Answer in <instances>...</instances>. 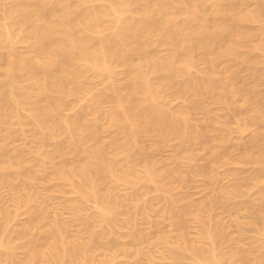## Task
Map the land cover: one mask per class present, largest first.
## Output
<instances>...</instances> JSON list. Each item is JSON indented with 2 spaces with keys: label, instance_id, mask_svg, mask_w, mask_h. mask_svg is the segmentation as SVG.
I'll return each instance as SVG.
<instances>
[{
  "label": "rangeland",
  "instance_id": "1",
  "mask_svg": "<svg viewBox=\"0 0 264 264\" xmlns=\"http://www.w3.org/2000/svg\"><path fill=\"white\" fill-rule=\"evenodd\" d=\"M8 1L10 2H7V4L13 2V0ZM116 1H128L129 6L123 14L124 17H133L136 20L143 17H149L151 31L141 38V42L146 43L147 49L145 53L148 54L151 59L156 61V63L162 65V67L157 73L150 74L148 76L149 87L155 92L154 96L145 95L146 100L144 101L143 106L145 107L147 105H154L158 109H160L165 114V116L169 118V120H172V122L174 123L177 122V130L181 132L182 136H172L167 138L158 133L147 132H142L138 135V142L136 146L133 147V151L131 152V154L134 155L131 156V160L136 161V165L132 166L129 164V167H127V174H125L128 182L116 185L110 193V197L112 199L126 200L124 206L119 210L122 214L124 225L117 229L116 232L113 231L109 236L110 240H117L120 245L118 247L107 246V250L101 249L97 252V258L101 261H107V264H211L209 261H197L196 258L192 257L193 255L190 254V252L183 251V255H181L178 249L180 247V239L183 236L191 239V241H196L201 237V233L203 232V229L201 230V228L204 227L200 223L199 224L202 227H200L199 224L196 225L197 222L195 221V219L201 213L200 210H203V206H205V203L210 199L212 195L216 194L218 198H220L221 200L223 199L222 196L224 195L218 192L221 190V186L222 188H225L226 186V188L229 189L237 188L242 190V195L240 194V196L235 197L233 199L234 202H230V205L228 203L226 206H219L218 209L220 210H218L217 208L213 209L214 213L212 217L214 218L213 220L215 222L213 221L214 223H211L212 226L217 223L218 225L216 224V227L218 228V230H220L219 227H221L222 225L221 230L225 228L224 231L226 232H223V235H227L224 237L234 239L235 243V245L233 242L226 244V247L224 245V248H222L221 250L226 256H230L231 253H234L237 250L238 246H243L244 248H248V258L251 259L256 257V253L254 251L253 253H251V246H253V249L254 246H258L261 249V253L264 255V220H262L259 216L260 211L264 210V195L261 196L259 192V190L264 187V183H262L261 185L255 183V185L253 184L254 181H251L253 176L255 177L261 172L259 170L264 169V165H262L261 163H257V165H254L256 164L254 160L253 162L248 161L247 159L250 152H254V150L252 151L253 148L250 147L249 144L252 146L251 142L255 138L260 140V143L264 144V137L262 136V134H264V122L263 124L262 122L261 124H259L260 121H262L260 117L262 116V113L264 114V53L262 54L259 51H254L245 47L239 51L241 57L238 53V55L236 54L237 56H227L228 58L224 57L221 60H218L219 62L217 61L215 63L216 66H213H215L214 68L217 69H215L217 72H215L216 75L221 73L222 76H220L219 78L215 75V78L217 80L214 78V76L211 79L212 81H214V83L217 82V84L219 82L226 83V80L228 81L227 88L226 84H220H223L222 86L224 87V89H226L225 93L223 91L221 95L220 91L219 93L215 91L217 92V94L221 95L222 98H215V96H217L216 93H209L204 97L194 96L192 87H197L198 85H200L201 81L203 79H206V73H208L213 66L209 63L207 59L208 57L205 56L201 45L189 41L186 38L184 29L186 27H193L197 22L201 21L204 18L212 20L213 8L215 6L214 3L211 1L201 3L202 1L200 0H161L164 5V12H159L158 0ZM224 1L219 0V2H221L220 4L223 5L225 4ZM232 1L234 3L236 2L235 4H241L240 6L245 10V13L251 14L264 12V3L260 2L259 0H256L255 3V0H251L252 2L248 0V3L246 0H242L244 6L247 9L244 8L242 2L237 3V0ZM110 4L111 2L108 0H101L99 2L89 4L87 8H103L109 6ZM246 4L248 6H246ZM136 11H138V13H136ZM233 14L228 17V20L230 21L229 23H234L232 25L233 27L235 25L236 27L238 26L237 28L234 27L236 30L240 29L249 32L251 31V33L253 34H258L260 33V30L264 28V18L261 19L262 21L259 20L261 24L258 21H255L256 23L247 21L244 22L240 21V18L235 16V14L234 18ZM161 20L164 21L162 22V25L160 24ZM234 20H236L237 24L234 22ZM237 20H239L240 23ZM11 23L12 19L7 16L4 7H1L0 24L10 25ZM106 24H108L104 27L106 28V32L103 31V33H96L93 36L95 41H98L100 40V38L104 37V32L112 33L117 30L120 26V17L117 15H112L110 18H108ZM226 33H229V31H227ZM219 41L220 40H218L217 44L219 45H217V47L221 46L223 48L227 45L223 40L220 41V43ZM223 42L225 44H223ZM257 43L258 39L255 38L252 41V44L256 46ZM27 44L28 43H25L24 41L23 43L20 42V44L18 45L19 50L24 53L25 51L27 52L28 50L26 49L29 48V45ZM220 48L218 47L219 51L225 52L227 51L226 48L228 49V46L223 49L221 48L222 50H220ZM0 50L2 51H0V53L3 54L8 53L9 51L8 48H3V50L2 48H0ZM243 55L244 58H242ZM248 58L251 60L259 59L261 63L249 64L247 63ZM79 66L85 69H87L88 67L86 62L79 63ZM127 70V67L117 65V67H115V69L111 73L104 74L102 76L93 73L92 71H87L86 75L84 76L85 78L82 79L81 83L83 82L86 84L87 87L84 86V88L86 87L87 90L92 91V93L94 92L92 95L99 94L101 96L102 103L95 104L96 102L93 101L94 98H88L89 96L87 97L83 95V98L85 99H82V95L79 96L74 94L76 95V97L70 95L67 98L69 101L67 100L66 103L67 106L70 104L69 106H74V108L71 109V107H68V111L66 110V113L64 112L63 114V119L65 120V118L67 119V117L68 119H70L73 118V116H77V112L79 113V108L81 109L82 107H84V104L86 106V104L89 105L93 103L94 105H89V107L92 106L91 110H93V108L94 110L90 112V116L87 117V121L88 126H91L89 127V129L91 128L95 130V128H98V130H95V132H98L99 134V128L101 129L102 126L105 127L106 124L108 126V120L114 117L115 111L117 109L120 110V107L118 108V105L115 102V91H120V87L124 89V85L126 84L125 72ZM261 70L263 72H261ZM228 72L230 73L227 74ZM223 75H226L229 80L225 78L226 76L224 77ZM41 76L44 77L43 74L39 75L40 78H43ZM223 77L225 78L224 81L222 80ZM0 81H2L0 82L1 85L4 84L3 78H0ZM242 81L246 83L243 84ZM18 84L19 89L24 88L27 85V83H25L23 79H20L18 81ZM2 86L3 87H1L0 89H4V85ZM228 86L230 88L232 86V89H236V91H234L238 92V96H240H236L237 93H235L232 89V92L229 93L230 89ZM234 86H236V88ZM122 94H125V91L122 92ZM223 94L226 95L224 96ZM232 95L236 97V101L234 100L235 97H232ZM44 96L46 95L43 94L42 98L41 93L37 94L35 100L40 102L41 104H46L47 98ZM230 97L231 100L228 99ZM244 97L248 102L244 100ZM0 98H2V93L0 94ZM224 98L225 101L222 100ZM226 98L229 100V102ZM240 98H242L245 103ZM216 99L218 101L222 100L224 102V105H226L223 106V102L221 101L220 102L222 104L220 102L216 103ZM69 102H73V104L75 105H72ZM236 102L239 103H237L238 105L234 106ZM228 103H232L233 105L230 104L232 105V107H229ZM254 103L258 105H255ZM99 109L106 113V118L103 120H99L101 111ZM29 111L30 109L26 108V111H24V115H29V117H32V113L30 112L29 114ZM250 114H255V116L252 115V117ZM247 115H249L248 118ZM216 117L219 118L217 125ZM250 117L257 120L254 121V123L252 122V125L247 124L250 122V119H252ZM222 122H224L226 126ZM242 122L245 123V126ZM255 122L261 125V127ZM14 124L15 125H12L14 128L11 127L10 131H13V135L15 134V137L11 134L10 139H12V141L8 139L7 141H9V143L7 141L3 142V144L5 143V145L1 143L2 145L0 144V149H2V151L0 152H3V149H5L4 152H6L4 154H6L7 151L13 150V152L9 151L8 154H11V152L13 154L15 153L14 151H16L18 152V154L20 153L21 156L23 155L24 157H22L24 159L26 158L28 160L30 158L32 159V157L37 158L38 154H40L41 152L53 149V147H51L50 145H44L42 143L43 138L47 136L46 132L44 133V131H42L36 134L33 128H31V125H23V127L21 124V126L16 125L19 124L17 122ZM108 128L109 127L105 129L102 128V130H108L109 132H101L102 134L99 135L101 136V138L102 136L103 138L104 136L108 138L102 139V142L104 140H108L107 142L104 141V143L109 144L107 149V152L109 154L108 156L116 157L118 156L117 154H112L113 151L115 152L114 149L117 147L112 146L110 143H112L115 138H123V136L118 135L120 134V132L117 129ZM62 131L63 130H61V132ZM63 133L62 134L64 135V137L62 138V140L66 141L68 137L67 131H64ZM63 135H61L60 133V138ZM65 135L67 136L66 138ZM112 137L114 138L111 139ZM219 140L224 144L221 143L222 145L217 146L216 143ZM67 145L69 147L71 146L70 144H66V146ZM40 146L44 149H42ZM68 146L66 147L65 151L68 149ZM72 148L73 147H70L69 151L67 150L68 156L69 154L73 155L72 153H70L72 151ZM41 149L42 151L40 152ZM246 151L249 152V154ZM1 154L2 153H0V156L3 155ZM221 154L224 158L220 157ZM218 155L220 156L218 157ZM226 155L229 156L227 157L228 159H230L231 161L234 160V162L231 163L228 160L230 162L229 163L225 158ZM250 155L252 156L253 154ZM121 156L122 158H119L118 160V157ZM242 156H245L246 159ZM118 157L116 159L118 161H121V164L127 165V162L123 159L125 157V153H121V155H119ZM212 157L215 158L216 163H211ZM34 158L32 160H35ZM240 159H243L245 161V164ZM73 160L74 158H72L71 161ZM130 166H132V168H130ZM13 173H15V171L9 174L13 175ZM230 174L232 175L230 176ZM226 175L230 178L226 177ZM47 176L35 181V188H33V190L30 192V194L33 195V198L31 195L29 202L26 203V205L20 206L17 210L12 209L14 208V191L11 187V189H8L9 186L5 183L4 185L2 181L0 182V208L4 207L8 208L9 210H15L14 217L9 223V229L11 233L8 234L9 229H7V231H3L5 233L2 232L0 235V254H2V256L4 257V261L1 262V264H4L5 262V264H13L8 263L9 261H12L10 258H8V255L6 254L7 250H5L4 246L15 248L11 250L12 253H16V256H22L24 252L22 249V245L26 241L32 240L33 236H35V234L38 232L36 227L39 228V231L45 230L46 227H48L49 222L53 221L54 219H58L57 221L61 220L60 222H62L63 224L65 223L67 227L69 225L70 227L68 228H70L69 230L73 233L71 234L74 235V238H79L82 235L83 238H87L89 236V233H87L88 231H86L85 227H83V222L85 220H92L95 222L92 231L96 233H100L106 229L107 225L105 223H102L99 212L100 207L95 200L84 202L81 209L76 210L74 203L76 200H78L77 198H80V195L76 194V191H72L73 189L70 186L64 189L60 188V185L58 184L60 182L56 181V179L53 178L52 173L48 177ZM247 179L250 181H248ZM246 181H248L249 184H246ZM57 184L59 185V187ZM60 184H62V182ZM250 186H252V189L250 188ZM218 187H220V190L218 189ZM214 190L215 192H213ZM211 193L215 194L209 196ZM248 206L250 209H248ZM40 211L46 212V217L48 218H46L47 221L44 220L46 223L45 226L44 223L42 224V226L45 227L42 228V230L40 229V222H38L37 225L35 224V226L28 223V221H30L29 219L34 218L32 217V212L35 215H38ZM37 212L38 214H36ZM75 218L78 221L72 222L73 219L76 220ZM79 218L81 220L80 222ZM235 220L237 221L235 222ZM177 223L179 224V227L175 225ZM260 225L261 227H259ZM212 226L210 225V227ZM262 226L263 229H260L262 228ZM258 227L259 229L257 230ZM11 230H15L16 232L26 230L27 232L25 236L21 237V239H18L15 235L16 232H12ZM214 230L217 229L215 228ZM227 231L230 234H227ZM10 234H12L13 238L10 236ZM239 235H241L240 238L244 239L245 237L243 243V240L240 243L235 241V238L238 239ZM14 236L16 238H14ZM240 244L242 245L240 246ZM223 252H221L222 255H224ZM229 256L227 258L230 261L226 258L224 259V261H222V264H243L246 261L240 259V257H237V259L239 258V260L241 261L236 260V257L231 258ZM98 263L99 262L97 261V264ZM247 263L248 260L244 264Z\"/></svg>",
  "mask_w": 264,
  "mask_h": 264
},
{
  "label": "bare ground",
  "instance_id": "2",
  "mask_svg": "<svg viewBox=\"0 0 264 264\" xmlns=\"http://www.w3.org/2000/svg\"><path fill=\"white\" fill-rule=\"evenodd\" d=\"M99 1L101 0H13V2L11 1L12 3L7 4V2L10 1L0 0V8L4 7L7 16L12 19V23L10 25L0 24V48H2V50L3 48L9 49L8 53H0V78H3L4 80V84H2L4 85V89H0L2 91H0L2 93V98H0V144H3V142H6L8 139L12 141V139H10L11 134L12 136H14L15 134L13 135V131L10 130L11 127H13L12 125H15L14 123L17 122L19 124L16 125H31V128H33L36 134L42 131H44V133L46 132L47 136L43 138L42 143L44 145H50L51 147H53L52 150H43L44 152H41L44 148H42L43 145L42 147L40 146L42 148L40 150L41 153L38 151L40 154L37 153V158L32 157V159L34 158L35 160H32L31 158L28 160L26 158L24 159V156L22 155V157L20 153L18 154V152L16 151H14L15 153L12 154L13 150L9 149L7 150L12 151L11 154H8L9 151L4 154L6 152H4L5 149H3V152H0L3 154H1L2 156H0V175H2L0 176V182L2 181L3 184L5 183L6 185H8V189L12 188L15 193V199H13L14 208L12 209L17 210L20 206L26 205V203H28L31 198L30 196L32 195L30 194V192L33 190V188H35V181L46 177L48 174L51 175L52 173L53 178L56 179V181H59L60 183L62 182V184L58 183L60 185V188L64 189L70 186L73 189L72 190L70 188L72 191H76V194L80 195V198H77L78 200H76L74 203L76 210L81 209L84 202L95 200L100 207L99 212L102 223H105L107 225L104 231L96 233L92 231L95 222L92 220H85L83 222V227H85V230L88 231L87 233H89V236L87 235V238H83V235H79V238H74V235H72L73 233L69 230L70 228H68L70 226L67 224V227L65 223L63 224L62 222H60V219V221H57L58 219L50 221V225L47 223L49 228L46 227V229L48 228L47 230H42V228H45L42 226V224L44 223L45 226L46 222L44 220H46L47 218L46 212L40 211L39 214L37 212L36 214L38 215H35L32 212V214L35 216L32 215V217H34L33 219L28 218L30 220L28 221V223L35 226V224L37 225V223L40 222V229L42 231H39V228L36 227L38 232L35 234V236H33L32 240L29 239L30 241H26L25 243H23L22 249L24 252L22 251V256H16V253H12L11 250L15 248L11 247V249L9 246H4L5 250H7L6 254L8 255V258H10L12 261H9L8 263L97 264L98 261V264H107V261H101L97 258V252L101 249L107 250V246L118 247L120 245L117 240H110L109 236L113 231L116 232L117 229L124 225V220L119 210L124 206L126 202L125 199H112L110 197V193L116 185L128 182L125 174H127V167H129V164L132 166L136 165V161L131 160V156H134L133 154H131V152L133 151V147H135L138 142V135L142 132H147L158 133L167 138L172 136H182L181 132L177 130V122L174 123L172 122V120H169V118H167L165 114L154 105H147L145 107L143 106L144 101L146 100L145 95L154 96L155 92L149 87L148 76L150 74L157 73L162 67V65L156 63V61L151 59V57L145 53L147 49L146 43L141 42V38L151 31L149 17H143L138 20L134 19L133 17H124L123 14L129 6L128 1L117 2L116 0H108L111 2V4L107 7L87 8L89 4ZM200 1H202L201 3H205L208 1L214 3L215 6L213 8V19L210 20L204 18L201 21L197 22L193 27H186L184 29V34L189 41L201 45L205 56L208 57L207 59L209 63L212 64V66L215 65L218 60H221L224 57H231L232 55H238V53L240 55L239 51L245 47H247V49L249 48L254 51H259L262 54L264 53V28L260 30V33L253 34L251 33V31L249 32L240 30V27L238 28L239 30H236L234 28L236 27V25L233 27L232 25L234 23L231 24L228 20V17H230V15L234 13L235 16L240 18V21L256 23L255 21L260 22L259 20L264 18V12L251 14L245 13V10L240 6L241 4H235L236 2L234 3L232 0H223L225 3L224 5L220 4L221 2H219V0ZM246 1L248 3L249 1L252 2L253 0ZM259 1L264 3V0ZM239 2H242V0H237V3ZM255 2L256 0L254 1V3ZM236 5H238L239 7ZM246 6L248 5L246 4ZM158 8L159 12H164V5L161 0H158ZM244 8L247 9L245 6ZM136 13H138V11H136ZM112 15H117L120 17V26L112 33H105L106 28L104 27L108 25L106 24L107 20ZM162 20L160 21L161 25L162 22H164ZM237 21L239 22V20ZM234 22L236 23V20H234ZM103 31H105L103 34L104 37L100 38V40L98 41H95L93 36L96 33H103ZM227 31H229V33H226ZM255 38L258 39V43L256 46L252 44V41ZM218 40H223L227 44V51L222 52L218 50V47H221H217V45H219L217 44ZM23 41L25 43H28L27 45H29V48L27 47L28 49H26L28 51H25V53L21 52L18 48L20 42L23 43ZM224 42L223 44H225ZM221 48L220 50L223 49ZM242 58H244V55ZM249 58L247 62L249 64L261 63L259 59L251 60ZM81 62L87 63V69L79 66V63ZM117 65L128 68V70L125 72L126 84L124 85V89L120 87V91H115V102L117 103L118 108L120 107V110L117 109L115 111L114 117L109 119L110 121L108 120L109 125L107 126L106 124L105 127L102 126V128H115L121 134L118 135L123 136V138H118L117 135L115 136L117 137V139L115 138L112 143H109L112 146H116L118 148L117 149L115 147H112L115 148L114 150L116 152L115 153L113 151L112 155L117 154L119 156L121 155V153H125V157L123 159L127 162V165L121 164V161H118L119 158H122V156H112L113 158L111 156H108L109 154L107 152V149L109 144L104 143V141L106 140L102 142V139H106L107 137L104 136L103 138L102 136L101 138V136L99 135L102 133H106V131L109 132L108 130L104 131L102 130V128H99L100 133L98 134V132H95V130H98V128H95V130L91 128V130L89 129V127L91 126H88L87 117H89L90 112L94 110V108L93 110H91L92 106L89 107V105L91 104L94 105L93 103L89 105L86 104V106L84 104V107L81 106L82 108H79V113L77 112V116H73V118L70 119H68L67 117L68 120L66 118L65 120L63 119L64 112L68 107H71L69 106V103L75 105L73 104V101L69 102V105L67 106L66 101L68 100L67 98L70 95H73V97H76V95H82V99H85L83 98V95L87 97L89 96L88 98H94L93 101L96 102L95 104L102 103V99L99 94L92 95L94 92L92 93V91L87 90L86 84L83 82L81 83L82 79L85 78L84 76L86 75L87 71H92L93 73L102 76L104 74L111 73L115 69V67H117ZM215 66H213L212 69H210V71L206 73V79H203L204 81L202 80L200 85H198L197 87H192L194 96L204 97L206 96V94H217V92L219 93V91L221 95L223 91L225 93L226 89H224L222 85L226 84L227 88L228 81L226 80V83L221 82L223 84L220 85V82L217 84V82L214 83V81H212L211 79L213 76L215 78V75L217 73V69L214 68ZM263 71L261 70V72ZM229 73L230 72H228L227 74ZM42 74L44 75V77L41 76L43 78H40L39 75ZM219 74L216 76L220 78V76L222 75L221 73ZM226 75L223 76L225 77ZM224 77L222 79L223 81L225 80V78L228 79L227 76L225 78ZM20 79H23L25 83H27L26 87L21 89L18 88V81ZM244 81H242L243 84L246 83ZM2 85L0 83V88L3 87ZM84 86L86 87L84 88ZM234 87L236 88V86ZM232 88V86L231 88L229 87V93L232 92ZM232 90L236 91V89ZM124 91L125 94H122V92ZM40 93L42 94V98L43 94L46 95L44 96L47 98L46 104H41L40 102L35 100L36 95ZM235 93H237L236 96H238V92ZM221 95L217 94L215 98L218 97L221 99ZM232 97L235 96L232 95ZM228 99L231 100V97ZM222 100L225 101V98ZM222 100L220 101L223 102ZM234 100L236 101V97ZM244 100L247 101L245 97ZM220 101L217 100L216 103ZM239 102H236L234 106L238 105L237 103ZM230 104L228 103L229 107H232L233 104ZM225 105L223 102V106ZM26 108L30 109L29 114L31 112L32 117H29V115H24V111H26ZM72 108H74V106L71 107V109ZM252 115L255 116V114ZM105 116L106 113L101 110L99 120L105 119ZM248 116L249 115H247V118ZM216 119L217 125L219 118L216 117ZM260 119L262 121H260L259 124H261V122L263 124V113ZM254 121L257 120L252 118L247 124L252 125V122L254 123ZM244 124L245 123H243V125ZM259 126L261 127V125ZM61 130L63 131L61 132ZM64 131H67L68 134V137L65 135V138L67 137L66 141L62 140V138L64 137ZM59 132L61 133V135H63L61 138ZM262 136L264 137V134H262ZM113 138L114 137H112L111 139ZM60 139L62 142L60 141ZM7 142L9 143V141ZM221 143L224 144L219 140L216 145L220 146L222 145ZM66 144H70V147H73L72 151L70 152L73 155L69 154L68 156L67 150L69 151L70 147L67 145L68 149L65 151L67 147ZM251 144L252 146L250 144L249 146L253 148L252 151L254 150V152H250V154H253L251 156L249 152L246 151L249 154L247 157L248 161L254 160L256 162V164L254 165H257V163H261L262 165H264V144L260 143V140H258L257 138H255L251 142ZM3 145H5V143ZM0 151H2V149H0ZM227 155L225 157L226 160H229L231 163L234 162V160L231 161L230 159H228L227 157L229 156ZM219 156L220 155H218V157ZM117 157L118 160L116 159ZM220 157H222V154ZM242 157L245 158V156ZM72 158H74L75 161H71ZM240 160L245 164V161L243 159ZM211 163H216L214 157L211 158ZM132 166H130V168H132ZM13 171H15L13 175L9 174ZM259 171H261L260 173L258 172L259 174H257L255 177H252L251 181H254L253 184L256 183L261 185L262 183H264V169ZM231 175L232 174H230V176ZM226 177L228 176L226 175ZM248 181H246V184L248 183ZM251 187L252 186H250V188ZM219 188L220 187H218V189ZM220 189V191H217L224 195L222 196L223 199L221 200L215 193H211L209 196H211L212 194L215 195H212L209 200L205 198L207 202L205 201L206 203L205 206H203L202 211L199 209L201 213L195 219L197 223H194H196V225L200 223L204 227L201 228V230L203 229L201 237L196 241H191V239L187 238L186 236H183L180 239V247L178 250L181 255H183V251L190 252V254L193 255L191 256L193 258H196L197 261H209L211 264H222V261H224V259L229 256H226L221 249L224 248V245L226 247V244L232 242L234 243V239L224 237L227 235H223V232H225V228L221 230L222 225L221 227H219L220 230H218V228L216 227L217 223L212 226L211 223L214 221V218L212 217L214 213L213 209H218L219 206H226L228 203L230 205V202H232L235 197L240 196V194L242 195V190L237 188L229 189L226 188V186L225 188H222L221 186ZM213 192H215V190ZM259 192L260 195L263 196L264 187L259 190ZM12 209L9 210L8 208L4 207L0 208V235L3 231H7V229H9V223L13 219L15 212V210ZM248 209H250L249 206ZM259 214L258 215L260 216V218L264 220V210H261ZM73 221L75 222L78 220L73 219L72 222ZM80 221L81 220L79 218V222ZM236 221L237 220H235V222ZM200 224L199 226L202 227ZM175 225L179 227L178 223ZM210 225L212 227H215L212 228L210 227ZM259 227H261V225ZM259 227L257 228V230L259 229ZM215 228L217 230H214ZM260 229H263V226ZM8 231V234L11 233L10 229ZM11 231L13 232L15 230ZM26 232V230L17 231L15 235L18 239H21V237L25 236ZM227 234L230 233H228L227 231ZM241 235H239L238 239L235 238V241L240 243L243 240V243L245 237L244 239L240 238ZM10 236L13 238L12 234H10ZM16 237L14 236V238ZM241 245L242 244H240V246ZM251 247V253H253V251L256 253L255 258H248L249 250L247 251L248 248L245 247V249L243 246H238V248L235 247L237 248V250L235 249L236 251L234 253H231L229 257H236V260H239V258L237 259V257H240V259L246 261L248 260L247 264H264V255L261 253V249L258 246H254V249L253 246ZM221 252H223L224 255H222ZM3 261L4 257L2 256V254H0V264Z\"/></svg>",
  "mask_w": 264,
  "mask_h": 264
}]
</instances>
